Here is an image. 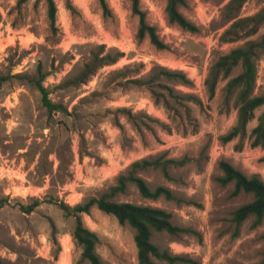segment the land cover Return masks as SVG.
Returning a JSON list of instances; mask_svg holds the SVG:
<instances>
[{"label": "rangeland", "instance_id": "obj_1", "mask_svg": "<svg viewBox=\"0 0 264 264\" xmlns=\"http://www.w3.org/2000/svg\"><path fill=\"white\" fill-rule=\"evenodd\" d=\"M55 1L56 33L45 0H0V264H90L72 236L75 216L58 202L74 206L100 196L132 162L157 157L178 161L169 168L170 178L160 167L139 174L153 188H171L178 199L145 198L132 182L116 197L172 213L181 230H153L152 242L179 256L175 264L260 262L264 219L252 227L251 217L237 230L233 212L254 195L233 196L234 184L220 180V161L264 180V147H252L248 138L241 150L238 139L221 142L236 122L234 96L227 100L229 78L220 79L213 97L205 80L221 55L247 39L260 40L264 23L249 38L225 42L221 35L236 20L228 14L230 0H187L181 11L199 26L197 32L170 21L167 0H140L147 21L168 45L159 49L149 36L139 37L132 0H107L108 16L99 0ZM260 11L264 0H245L237 18ZM118 50L123 55L115 63L98 67L85 82L80 78L93 53ZM179 70L193 84L168 73ZM240 72L241 65L230 77ZM42 75L49 98L67 113L50 114L43 104L33 81ZM256 91L264 92V54ZM263 110L255 111L249 131ZM52 197L58 202H50ZM37 198L43 201L34 211L21 210L20 203ZM82 217L98 234L96 251L105 264H140L132 225L96 205Z\"/></svg>", "mask_w": 264, "mask_h": 264}, {"label": "trees", "instance_id": "obj_2", "mask_svg": "<svg viewBox=\"0 0 264 264\" xmlns=\"http://www.w3.org/2000/svg\"><path fill=\"white\" fill-rule=\"evenodd\" d=\"M48 6V18L53 32L58 31L57 13L58 7L55 0H45ZM105 15H111L112 11L107 0H99ZM245 0H230L227 4V10L230 17L236 20L221 35L225 42L238 41L243 38H249L255 35L264 23V11L254 15L237 18L239 11ZM133 12L139 16L140 27L138 34L140 38L149 36L151 42L159 49L168 48L167 43L160 37L156 26L147 21V12L140 6V0H132ZM187 0H167L166 11L172 22L179 24L183 29L191 32L199 31V26L187 18L181 11V6L186 5ZM69 7L72 8L70 4ZM264 54V34L260 40L247 39L244 44L232 48L229 52L221 55L209 68L205 80L209 94L213 97L216 93L217 85L222 78H229L225 85L227 100L233 98L237 108V118L232 128L220 136L223 143L238 139L236 149L241 150L245 145V139L250 140L252 147H264V110L258 116L257 124L249 131V123L255 119V111L264 107V92H257L258 63ZM123 52L118 50L115 53H107L100 57L98 53H93L91 61L87 62L80 73V78L85 82L92 76L96 69L108 63H115ZM241 65V72L230 77L233 70ZM42 73V70L40 69ZM170 75L176 77L180 82L186 85L193 84V81L184 71H169ZM1 81V80H0ZM42 93L43 104L47 107L50 114L55 111L67 113L68 109L62 103H56L49 98L48 91L43 85V75L40 79L33 78ZM195 98L193 95H189ZM264 161V156L262 157ZM180 162H184L179 160ZM175 159H148L142 158L131 163L126 173L118 177L117 184L111 186L100 196H92L84 202L71 206L63 201L58 202L52 197L50 202H58L68 215L76 218V225L72 233L73 239L82 247V257L87 259L90 264H105L96 251L98 234L84 224L82 214L90 213L91 208L96 205L100 210L113 214L120 223H129L135 230V240L138 247V257L140 264H153L152 256L160 259L170 260L175 264L179 256H172L166 251H161L157 245L152 242L153 230H167L170 233H178L181 228L172 221V213L168 210L145 204H136L128 201L117 200L119 194L125 193L130 182L136 184L139 192L145 198L157 199L165 196L167 199H178L173 190L167 186L159 185L151 187L147 180L139 172L150 167H160L167 177H171L169 168L176 164ZM220 167L224 175L220 180L224 184L233 183V196L241 192H248L254 195L253 200L239 206L234 212L232 220L236 223L237 230L240 229L243 222L253 218L252 227H256L264 219V180L259 173L247 175L241 169L234 166L230 161L222 159ZM43 200L34 199L29 204L20 203L23 212L30 213L34 211ZM2 200H0V204ZM238 234V232L236 233ZM55 243L59 245L57 237ZM257 264H264V257Z\"/></svg>", "mask_w": 264, "mask_h": 264}]
</instances>
